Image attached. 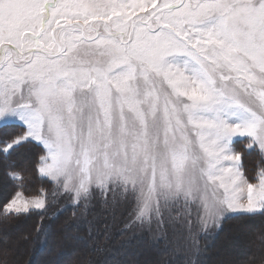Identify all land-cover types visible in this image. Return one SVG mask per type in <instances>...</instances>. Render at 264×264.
I'll list each match as a JSON object with an SVG mask.
<instances>
[{
    "label": "snow or ice",
    "instance_id": "1",
    "mask_svg": "<svg viewBox=\"0 0 264 264\" xmlns=\"http://www.w3.org/2000/svg\"><path fill=\"white\" fill-rule=\"evenodd\" d=\"M244 138L264 162V0H0V157L42 144L40 174L77 203L115 186L138 219L181 196L205 228L264 217ZM48 206L17 191L0 216ZM36 231L43 251L56 233Z\"/></svg>",
    "mask_w": 264,
    "mask_h": 264
},
{
    "label": "rangeland",
    "instance_id": "2",
    "mask_svg": "<svg viewBox=\"0 0 264 264\" xmlns=\"http://www.w3.org/2000/svg\"><path fill=\"white\" fill-rule=\"evenodd\" d=\"M38 144L43 147L42 144ZM256 147L258 148V146ZM44 150L46 155V149ZM42 177L50 180L48 177ZM4 180L6 179L0 175V191L8 186ZM55 185V190L60 193L57 208L60 207L61 209L65 205H80L81 209L78 216L80 220L99 217L102 220L111 222L115 218L121 219L123 217V220L128 218L131 223L129 232L134 233L137 240L132 242L131 239H128L129 243H122L117 248L118 250L122 246V250L123 248L128 250L124 256L126 259L125 264H162L168 254L169 258L173 254L178 256L173 258V262L166 264H175L181 258L179 261H186L183 260L186 256L187 259L191 258L195 264H248L249 262L261 264L262 260L258 259V255H261L262 251L260 250L264 248L263 219L254 218L240 221L227 219L222 222V228L218 229L212 224L205 228L197 219L198 212L202 215L203 209L198 206L194 207L191 203L186 204L182 196L176 200H170L167 204L162 202L159 213L153 212L144 219H138L135 199L126 196L122 189L115 186H112V190L107 195L100 189L93 187L90 194L86 198H81L77 203L74 199V193L63 191L62 183L60 186L56 183ZM43 193L48 201L46 190H43ZM24 195L27 197L37 196L26 195L25 193ZM63 219L66 220L67 218ZM187 221H192L191 225ZM110 222L109 225L107 224L106 229H109ZM23 223L24 220L19 223L14 222L7 229L5 228L4 236L8 239L6 243L3 239L1 240L0 248L2 258L7 260L3 261L2 264H61V259L66 262L67 257L74 256L76 250L81 248V244H83L81 240L63 239L65 233L76 236L73 233H80L79 230L83 228L79 222L69 227L68 222L63 220L58 225L61 229L59 233L61 241L56 239L63 252L57 256L56 260L58 262H54L49 257L44 258L43 254L45 252L42 253L39 250L37 242H31L29 237L23 239L30 229H24L26 225ZM129 236L130 234L127 233L124 238ZM56 242H51L48 248L54 249L58 245ZM85 242L87 246L90 245L89 241ZM191 252L194 254L192 256L188 255ZM180 253L181 256H179ZM34 255L37 257H34ZM115 259L116 256L113 255V257L106 258L105 261L115 264L112 263ZM117 263L119 262L117 261Z\"/></svg>",
    "mask_w": 264,
    "mask_h": 264
},
{
    "label": "trees",
    "instance_id": "3",
    "mask_svg": "<svg viewBox=\"0 0 264 264\" xmlns=\"http://www.w3.org/2000/svg\"><path fill=\"white\" fill-rule=\"evenodd\" d=\"M247 144L248 140L245 139L235 142L234 146L236 151L241 154V162L243 166L242 170L244 171L245 176L250 182H255L253 178L256 176L259 169L264 168V162L261 161L258 148L256 147L253 150H249L246 147ZM44 155V148L33 141L32 143H24L7 160L0 157V175L6 179L4 182L8 185L6 189L0 191V203L5 202L13 193L17 191H22L26 195H37L41 193V190H46L48 198L47 202L49 204L47 211H38L27 216L16 217L10 215L6 218L4 216H0V237L4 236L5 228L7 229L9 225L11 226L14 222L19 223L24 220L23 224L26 225L24 229L30 228L28 230L27 237L30 238L31 242L35 241L38 243V240L43 238L44 234L37 233L36 231L38 226L47 227L55 231L56 238L54 242H56L58 239L61 241V236L59 235L61 229H59L58 225L61 224L63 220L68 222L69 227H72L75 223L79 222L83 228L79 230L80 233L73 234L79 237H84L81 239L83 244L80 243L81 248L76 250L74 256L70 258L67 257L65 260L66 262L61 259V264H110L111 262L105 261V259L110 256L113 257V255L116 256V259L115 261H112V263L125 264L126 259L124 256L128 250L124 248L122 250V246H120V249L118 250L117 248L119 245H122V243H129L128 239H131L130 241L132 242L137 240L136 236H134L135 234L129 232V226H131V223L128 218L124 220L123 217H121V219L115 218L111 222L109 220H102L99 217H93L92 219L84 218L80 220V218H78L81 209L80 205H65L61 209L60 207L57 208L59 204L58 195H60V193L58 190H55V183L42 177L39 172V166L41 163L40 158ZM13 171L20 173L22 179H13V177L9 175V173ZM65 217L67 218L66 220L63 219ZM254 218L264 220V217L259 215L254 217L233 216L230 219L240 221L243 219L250 220ZM109 222L110 227L109 229H106ZM127 233L128 235L130 234V236L124 238ZM1 240L2 239H0V242ZM85 241H89L90 245L87 246ZM56 244L58 245H56L54 249L49 247L48 249L42 251V253L45 252L43 254L44 258L49 257L50 260L54 262L57 261L56 258L61 254V252H63V249L59 243L56 242ZM260 251H262V253L261 255H258V259L262 260L261 264H264V248ZM1 253L2 250L0 248V264L7 260L6 258H2ZM192 254L194 253L191 252L188 255L192 256ZM168 255L165 256L166 260L165 262L162 261V264L170 263L171 261L173 262V258L178 256L173 254V256L169 258ZM179 256H181V253ZM34 257L37 256L34 255ZM181 259H178V264H195L191 258L187 259V256L183 259L186 261H179ZM117 261L119 263H117ZM248 264L253 263L249 262Z\"/></svg>",
    "mask_w": 264,
    "mask_h": 264
}]
</instances>
